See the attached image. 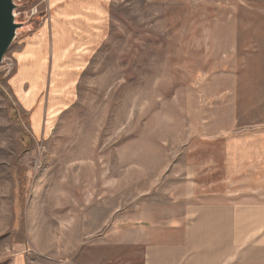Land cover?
Here are the masks:
<instances>
[{
    "label": "rangeland",
    "instance_id": "obj_1",
    "mask_svg": "<svg viewBox=\"0 0 264 264\" xmlns=\"http://www.w3.org/2000/svg\"><path fill=\"white\" fill-rule=\"evenodd\" d=\"M15 2L26 26L0 62V264H141L133 230L158 238L174 220L192 136L264 131V0H113L86 49L52 42L46 0Z\"/></svg>",
    "mask_w": 264,
    "mask_h": 264
},
{
    "label": "crops",
    "instance_id": "obj_2",
    "mask_svg": "<svg viewBox=\"0 0 264 264\" xmlns=\"http://www.w3.org/2000/svg\"><path fill=\"white\" fill-rule=\"evenodd\" d=\"M112 2L46 0L52 42L78 40L86 49L101 41ZM228 74L216 72L213 81ZM193 138L185 149L190 158L180 169L176 164L174 220L158 238L152 231L161 227L134 228L142 236L130 246L141 247V264H264V131H202Z\"/></svg>",
    "mask_w": 264,
    "mask_h": 264
},
{
    "label": "water",
    "instance_id": "obj_3",
    "mask_svg": "<svg viewBox=\"0 0 264 264\" xmlns=\"http://www.w3.org/2000/svg\"><path fill=\"white\" fill-rule=\"evenodd\" d=\"M20 7L15 0H0V62L18 30L24 28L25 23L16 22V10Z\"/></svg>",
    "mask_w": 264,
    "mask_h": 264
},
{
    "label": "trees",
    "instance_id": "obj_4",
    "mask_svg": "<svg viewBox=\"0 0 264 264\" xmlns=\"http://www.w3.org/2000/svg\"><path fill=\"white\" fill-rule=\"evenodd\" d=\"M25 4H28V3H25Z\"/></svg>",
    "mask_w": 264,
    "mask_h": 264
}]
</instances>
